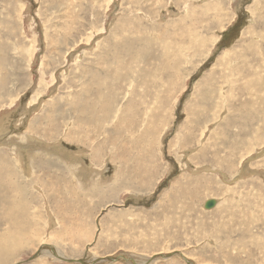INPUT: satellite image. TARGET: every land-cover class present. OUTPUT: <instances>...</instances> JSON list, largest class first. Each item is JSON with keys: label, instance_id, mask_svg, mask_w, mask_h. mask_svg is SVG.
Masks as SVG:
<instances>
[{"label": "rangeland", "instance_id": "obj_1", "mask_svg": "<svg viewBox=\"0 0 264 264\" xmlns=\"http://www.w3.org/2000/svg\"><path fill=\"white\" fill-rule=\"evenodd\" d=\"M1 239L4 264H264V0H0Z\"/></svg>", "mask_w": 264, "mask_h": 264}, {"label": "bare ground", "instance_id": "obj_2", "mask_svg": "<svg viewBox=\"0 0 264 264\" xmlns=\"http://www.w3.org/2000/svg\"><path fill=\"white\" fill-rule=\"evenodd\" d=\"M257 2V1H256ZM228 8V7H227ZM212 12V11H211ZM204 14V13H203ZM214 16V15H213ZM189 17V16H188ZM193 17V16H192ZM194 18V17H193ZM218 21V20H217ZM2 28V27H1ZM96 36V35H95ZM191 37H194L193 35L191 36ZM167 38V37H166ZM198 38V37H197ZM202 38V37H201ZM94 40V39H93ZM203 43V42H202ZM191 44V43H190ZM190 44H188V45H190ZM256 44V43H255ZM258 44V43H257ZM186 45V44H185ZM259 46V45H258ZM184 48H185V46H184ZM255 48H256V46H255ZM257 50H259V49H257ZM245 51V50H244ZM180 52V51H179ZM238 53V52H237ZM240 53V52H239ZM78 58V57H77ZM76 61V60H75ZM220 61H222V60H220ZM219 61V62H220ZM248 64V63H247ZM236 65V64H235ZM251 65V64H250ZM30 66V65H29ZM68 66V65H67ZM235 68V67H234ZM238 70V69H237ZM238 72V71H237ZM36 75V74H35ZM255 75V74H254ZM235 77V76H234ZM246 77V76H245ZM257 81V80H256ZM57 82V81H56ZM146 85V84H145ZM55 87V86H54ZM248 88V87H247ZM253 89V88H252ZM123 92V91H122ZM138 94V93H137ZM129 98V97H128ZM32 104V103H31ZM3 108V107H2ZM1 108V109H2ZM25 111V110H24ZM27 113V112H26ZM99 113V112H98ZM122 113V112H121ZM32 119V118H31ZM17 122V121H16ZM29 123V122H28ZM118 123V122H117ZM114 125V124H113ZM121 126V125H120ZM142 127V126H141ZM119 128V127H118ZM115 129H116V127H115ZM3 130V129H2ZM45 132V131H44ZM5 135V134H4ZM165 135V134H164ZM2 137V136H1ZM7 137V136H6ZM29 138V137H28ZM45 138V137H44ZM50 138V137H49ZM34 139V138H33ZM18 141V140H17ZM206 142H208V141H206ZM4 143V142H3ZM179 143V142H178ZM5 144V143H4ZM9 145H10V143H9ZM2 146V145H1ZM7 146V145H6ZM181 146V145H180ZM35 148V147H34ZM20 149V148H19ZM65 149V148H64ZM39 150V149H38ZM49 150V149H48ZM66 150V149H65ZM31 151V150H30ZM50 151V150H49ZM14 152V151H13ZM32 152H33V150H32ZM19 153H20V151H19ZM34 153H36V152H34ZM69 154V153H68ZM216 154V153H215ZM16 156H17V153H16ZM76 156H78V155H76ZM219 156V155H218ZM29 157H30V154H29ZM246 159V158H245ZM72 160H74V159H72ZM71 160V161H72ZM81 160V159H80ZM70 161V162H71ZM75 161V160H74ZM36 162V161H35ZM39 163V162H38ZM167 163V162H166ZM240 163V162H239ZM244 163H246V162H244ZM14 164V163H13ZM70 164V163H69ZM69 164H68V166H69ZM74 164V163H73ZM67 165V164H66ZM79 165V164H78ZM182 165V164H181ZM248 165V164H247ZM34 166H36V164L34 165ZM75 166V165H74ZM221 166V165H220ZM243 166H245V165H243ZM80 167V166H79ZM77 168V167H76ZM229 168H230V166H229ZM72 169V168H71ZM222 169V168H221ZM35 170V169H34ZM206 170V169H205ZM253 170V169H252ZM71 171V170H70ZM196 171V170H195ZM198 171V170H197ZM95 172V171H94ZM223 172V171H222ZM29 173V172H28ZM71 173V172H70ZM191 173V172H190ZM239 175H240V173H239ZM32 176H34V175H32ZM93 176V175H92ZM209 176V175H208ZM238 176V175H237ZM39 178V177H38ZM83 178V177H82ZM88 179V178H87ZM91 180V179H90ZM50 182V181H49ZM182 183H184V182H182ZM123 185V184H122ZM44 189V188H43ZM90 189V188H89ZM224 191V190H223ZM120 193V192H119ZM84 194V193H83ZM138 198H139V196H137ZM208 200V199H207ZM138 201V200H137ZM49 202H50V200H49ZM14 205V204H13ZM216 205H218V204H216ZM259 211V210H258ZM53 212V211H52ZM17 216V215H16ZM4 218H5V216H3ZM42 218V217H41ZM43 219V218H42ZM18 225H19V223H18ZM52 225V224H51ZM5 226V225H4ZM15 226V225H14ZM7 227V226H6ZM4 229V228H3ZM9 229V228H8ZM95 229V228H94ZM91 230V229H90ZM65 232V231H64ZM87 233V232H86ZM41 235V234H40ZM60 236V235H59ZM84 236V235H83ZM86 237V236H85ZM2 238V237H1ZM14 238V237H13ZM107 239H108V237H107ZM14 240H16V239H14ZM52 241V240H51ZM12 242H14V241H12ZM16 242V241H15ZM70 243V242H69ZM20 246H21V243H18V245H17V247L18 248H20ZM66 246V245H65ZM216 246V245H215ZM15 246L13 245V248H14ZM31 249V248H30ZM67 249V248H66ZM191 250V249H190ZM12 252H13V254L15 253V251H13L12 250ZM4 253H9V251H6V246L4 245V239H1L0 240V264H4V262H7V260L8 259H6L5 258V255H4ZM181 253V252H180ZM12 255V254H11ZM12 257H13V255H12ZM182 258V257H181ZM28 262V261H27ZM14 263V262H13ZM12 263V264H13ZM5 264H7V263H5Z\"/></svg>", "mask_w": 264, "mask_h": 264}, {"label": "water", "instance_id": "obj_3", "mask_svg": "<svg viewBox=\"0 0 264 264\" xmlns=\"http://www.w3.org/2000/svg\"><path fill=\"white\" fill-rule=\"evenodd\" d=\"M215 205H216V201H214V200H207V201L204 203L203 208H204L205 210H211V209H213V208L215 207Z\"/></svg>", "mask_w": 264, "mask_h": 264}]
</instances>
